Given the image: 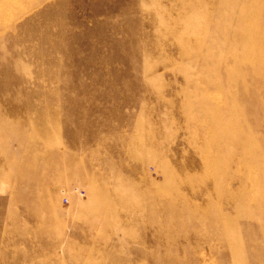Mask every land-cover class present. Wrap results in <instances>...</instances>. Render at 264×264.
Instances as JSON below:
<instances>
[{"label":"rangeland","instance_id":"374dc122","mask_svg":"<svg viewBox=\"0 0 264 264\" xmlns=\"http://www.w3.org/2000/svg\"><path fill=\"white\" fill-rule=\"evenodd\" d=\"M0 264H264V0H0Z\"/></svg>","mask_w":264,"mask_h":264},{"label":"built area","instance_id":"2783aa9c","mask_svg":"<svg viewBox=\"0 0 264 264\" xmlns=\"http://www.w3.org/2000/svg\"><path fill=\"white\" fill-rule=\"evenodd\" d=\"M65 200H67L66 198H64Z\"/></svg>","mask_w":264,"mask_h":264}]
</instances>
